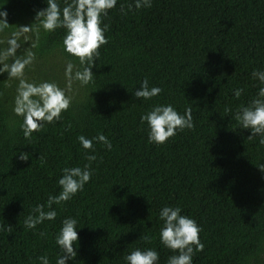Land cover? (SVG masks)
<instances>
[{"label":"trees","instance_id":"trees-1","mask_svg":"<svg viewBox=\"0 0 264 264\" xmlns=\"http://www.w3.org/2000/svg\"><path fill=\"white\" fill-rule=\"evenodd\" d=\"M56 3L62 10L73 0ZM0 5L7 13L0 19V63L31 52L21 78L54 82L72 97L59 120L25 139L23 117L12 110L19 79L0 73V264H41V256L55 264V237L67 217L79 228L77 255L67 264H126L124 256L137 248L157 250L158 264H167L176 253L159 240L165 205L179 206L201 228L203 249L193 246V264H264V171L258 167L264 145L233 118L262 86L252 72L264 70V0H151L139 10L133 0H117L101 17L107 43L93 57L87 85L75 79L79 58L64 51L66 29L44 30L35 20L46 0ZM10 40L17 45L13 55ZM144 79L161 93L138 100L133 91ZM156 104H172L181 114L190 108L193 127L149 143L140 117ZM98 133L111 150L97 141L93 149L81 147L78 136ZM21 151L28 160L17 158ZM90 154L94 161L86 159ZM85 164L94 169L90 181L52 205L55 219L24 227L37 205L48 210L62 169Z\"/></svg>","mask_w":264,"mask_h":264},{"label":"clouds","instance_id":"clouds-1","mask_svg":"<svg viewBox=\"0 0 264 264\" xmlns=\"http://www.w3.org/2000/svg\"><path fill=\"white\" fill-rule=\"evenodd\" d=\"M116 3L117 0H73V3L60 10L56 0H46L47 7L36 12L35 20L44 30H53L59 26L66 29L63 37L64 51L79 58L82 70L75 72V79L82 85H87L92 79L93 57H99L100 47L107 43L104 33L108 26H102L101 17L108 9L115 7ZM133 3L137 10L141 7H151V0H133ZM131 8L130 4L129 10ZM6 15L5 11H0V19ZM9 44L7 54L13 55L16 52V42L10 40ZM32 58L33 54L28 52L24 58L15 59L10 65L0 63L2 65L0 73L7 71L8 78L19 79L12 110L17 116L23 117L20 127L25 139L43 127L45 122L59 120L62 111H66L72 101V97L54 82L33 83L21 78L26 65L31 63ZM71 68L72 65L69 64L67 70L70 71ZM252 76L262 85L257 93L258 98L252 99L247 106L241 107L233 118L240 128L250 130L249 138L258 136L259 143L264 145V70H254ZM139 86L133 91V95L138 100H149L162 91L158 86L150 87L147 79L142 80ZM241 92L240 88L233 90L237 98ZM140 120L141 123L147 124V141L158 145L165 143L178 131L193 127L191 109L186 107L181 114L172 104L153 105L151 110L141 115ZM77 139L81 147L86 150L93 149L94 141L102 143L108 150L112 148L110 140L103 133H98L91 139L80 135ZM17 158L26 161L29 155L21 151ZM86 159L94 161L96 156L86 155ZM258 167L264 171V163ZM93 172L94 169H91L89 164H85L82 168H63V174L57 180L60 191L57 195L48 197L46 202L48 210L45 211L44 206L37 205L32 210L35 215L30 213L25 217L24 227L34 228L45 220H54L57 212L52 205L68 201L78 191H82L85 184L90 181ZM158 218L163 222L159 231L161 245L176 253L168 258L167 264H193L194 247L195 251L203 249L199 238L201 228L197 222L183 215L179 206H163L159 210ZM77 224L75 217H67L61 222L55 237L56 245L60 249L55 264H67V261L76 257L77 252L73 245L78 242ZM143 238L148 239V237ZM38 260L41 264H49L47 256L38 257ZM124 261L126 264H158L159 254L153 248L143 250L137 248L125 255Z\"/></svg>","mask_w":264,"mask_h":264}]
</instances>
